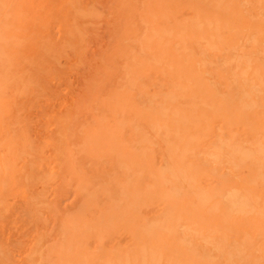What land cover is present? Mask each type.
<instances>
[{
  "label": "bare ground",
  "instance_id": "1",
  "mask_svg": "<svg viewBox=\"0 0 264 264\" xmlns=\"http://www.w3.org/2000/svg\"><path fill=\"white\" fill-rule=\"evenodd\" d=\"M0 264H264V0H0Z\"/></svg>",
  "mask_w": 264,
  "mask_h": 264
}]
</instances>
